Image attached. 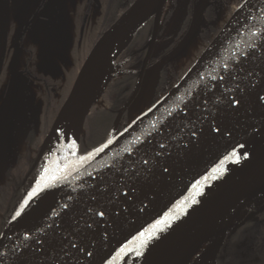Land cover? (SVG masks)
I'll return each instance as SVG.
<instances>
[{"label": "water", "instance_id": "1", "mask_svg": "<svg viewBox=\"0 0 264 264\" xmlns=\"http://www.w3.org/2000/svg\"><path fill=\"white\" fill-rule=\"evenodd\" d=\"M166 1L134 0L92 47L38 159L75 105L73 125L1 232L0 264H129L223 181L263 135L264 0H242L165 94L104 142L81 152L95 104L89 94L93 70L115 40L124 41L116 56L153 17L133 100L155 50ZM263 181L264 168L232 188L208 214L188 216L167 243L163 264H179L228 211L223 210L232 198Z\"/></svg>", "mask_w": 264, "mask_h": 264}, {"label": "rangeland", "instance_id": "2", "mask_svg": "<svg viewBox=\"0 0 264 264\" xmlns=\"http://www.w3.org/2000/svg\"><path fill=\"white\" fill-rule=\"evenodd\" d=\"M131 1L87 0L86 5L83 4L82 8L68 20L67 30L65 25L61 26L58 21H54L56 18L46 22L40 18V14L36 18L35 11L25 10L22 6L12 8L8 29L10 36L13 35L16 39L9 41L4 70L11 73L27 67L29 72L37 76L39 69L37 53L41 43L42 45L46 43L63 59L60 58L59 61L61 69L57 74L59 80L56 84L60 90L53 97L55 102L52 101L50 106L30 104L21 108L11 104L6 120L0 111V234L17 205L51 158L54 138L49 141L39 159L38 156L86 57L104 31L129 7ZM206 1L207 7L202 9L197 3L194 6V13L187 0H169L166 3L155 51L156 58L152 60L147 77L133 104L125 110L127 111L125 118L115 127L117 118L113 125V120H107L108 123L103 125L106 110L110 107L108 99L114 97L113 95H120L125 90L126 84L119 88L115 86L119 81L122 82L121 80L128 76L130 71L138 69L141 57L133 53L147 44L151 29L146 31L141 41L136 39L132 41L135 33L133 32L128 41L122 45L113 60L112 68L121 67L124 74L111 79L105 85L101 97L106 106L91 111L83 134L82 145L85 149L87 146H97L102 143L166 93L200 56L242 0ZM170 9L172 12L168 13ZM33 17L31 27L34 29L23 30V26ZM4 24L5 20L3 29ZM30 30L33 32L31 36ZM2 39L4 37H1L0 33V59L4 49ZM20 43L24 46L18 51L16 47ZM109 74H113L112 69ZM95 113L99 114L94 116ZM238 207L243 210L239 220L207 248V254L213 264L264 263V194L246 197L239 202ZM234 209L225 214L221 221L233 213ZM250 216H255L252 222L239 229ZM221 221L204 236L213 232ZM238 229L240 234H233ZM227 236L229 237L226 238ZM199 242L179 264H185Z\"/></svg>", "mask_w": 264, "mask_h": 264}, {"label": "flooded vegetation", "instance_id": "3", "mask_svg": "<svg viewBox=\"0 0 264 264\" xmlns=\"http://www.w3.org/2000/svg\"><path fill=\"white\" fill-rule=\"evenodd\" d=\"M168 1L169 0H167L166 3ZM18 2L20 3V5H18ZM187 2L191 6L190 8H192L191 11L193 13L195 9L194 6H196L197 3L200 4L202 9H205L208 5L206 0H187ZM86 3H87V0H19V1L18 0H0V30H1L0 33H1V37L2 36L4 37V39H2V41L4 42V49H3V53L0 59V106H1L0 111L5 116L4 120H6V115L9 113V110H10L9 106H11V104H13V106H19V108H21L22 106H28L30 104L31 106H44V105L50 106L49 104H52V101L55 102V98L53 99V97H55L57 92L60 90V87L56 83H58V80H59L57 78V74L59 73L61 69V65L59 61H60V58H62V56L59 53L53 51L49 46L46 45V43H44V45H42L41 43L40 45L41 48L39 47V52L37 53V58H39L38 67L40 69V71L38 69L37 76L29 72L27 67H24L21 69L19 68L11 73L10 72L7 73L4 70L6 67L5 64H6L7 54H8L9 41L16 39V38L15 39L13 38L14 37L13 35L10 36L9 29H8V26L10 23V17L12 13L11 12L12 8H16L17 6L19 7L22 6V7H25V10H32L33 12L35 11L36 18H37V15L40 14L41 15L40 18L46 22L53 18H56V20L54 21L56 22L58 21L61 24V26L65 25L64 27H66V30H67L68 25H69L68 20L72 18L73 14H75L77 10L82 8L83 4L86 5ZM165 5H164V8H165ZM170 10L171 11H169L168 13L172 12V9ZM164 15L165 13H162L161 24L163 23ZM33 19L34 17L30 19L29 23H26L23 26V30L29 29V28L30 29L32 28V30L34 29L33 27H31L33 25L32 24ZM4 20H5V24H4V29H3ZM153 22H154V18L152 17L149 21H147L146 24H144L139 29H137L134 33V37L132 41H134L135 39L136 41H138L137 39L141 41L143 37L145 36L146 31L149 29H151V32H152ZM1 23H2V26H1ZM161 29H162V26L160 28L159 36L161 33ZM151 32L149 36H151ZM29 35L30 36L33 35V32L31 30H30ZM62 35H64L63 32H62ZM159 36H158V39H159ZM158 39H157V42H158ZM23 46L24 44L20 43L16 47V50L19 51V49ZM144 47L145 46L139 48L137 51L133 53V55H140L141 57V64L139 65L138 69L130 71L128 76H126L123 80H121L122 82L119 81L118 84L115 86L116 88H119L121 85L126 84L125 90L120 95H117V96L113 95L114 97L112 98L109 97L110 99H108V102H110V107L108 108V110H106V116L104 117L103 125L108 123L107 120H113L112 122V125H113L115 119L118 116L119 111H122V115L120 118V122H121L125 118V115L127 112V111L125 112V110H127L128 107L133 104L135 98L140 92L142 85L144 83V80L147 77V71L151 67L152 60L156 58L155 51L157 48V43H156L155 50L152 54V57L149 61V64L144 72L139 92L137 93L136 97L132 100V96L139 82V73L142 67V62L147 53V49H144ZM20 72L24 74L22 76V79L17 77V75ZM28 99L30 100L29 104H28ZM129 103L130 105L127 107V109H125V107ZM98 114L99 113H95L94 116ZM90 116H91V112H90L89 117L87 118L86 125H87V122ZM49 133L47 134V136L49 135ZM82 142H83V138L81 141V152H86L96 146V145L91 146V147L87 146L85 149V147H83L82 145ZM254 217L255 216H250V218H246L245 220L246 222L239 229L250 224ZM239 229L233 234L235 235L240 234ZM228 237L229 236H227L226 238Z\"/></svg>", "mask_w": 264, "mask_h": 264}, {"label": "bare ground", "instance_id": "4", "mask_svg": "<svg viewBox=\"0 0 264 264\" xmlns=\"http://www.w3.org/2000/svg\"><path fill=\"white\" fill-rule=\"evenodd\" d=\"M129 38L126 39L128 41ZM125 41V42H126ZM123 39L119 37L114 43L103 53L99 62L90 78L89 94L91 100L95 99V104L92 106V111L97 108H104L106 106L105 101H102L101 94L105 85H107L111 79L118 78L124 74L121 67L112 68L115 51L118 46L123 43ZM112 69L113 74L110 75L109 71ZM109 79L107 80V78ZM75 105H73L67 113L63 116L57 128L56 135L54 137L52 155L51 158L57 155L63 140L68 135L71 126L74 122ZM264 168V133L263 135L249 148L244 154L237 165L226 176V178L217 184L212 190H210L204 197H202L192 208L178 216L171 223H169L164 229H162L150 242L135 256V258L129 264H163L164 251L167 243L173 236L179 225L194 212H199L203 215L208 214V209L218 202L225 194H227L232 188L242 183L243 181L251 178L257 172ZM264 194V181L248 186L243 189L241 193L236 195L226 205L223 210L228 213L232 208L234 212L228 215L224 221L222 217L219 221L220 225L213 231L204 236L197 247L193 250L191 256L186 260L185 264H213L211 257L207 254V248L218 240L223 233L230 229L232 225L236 223L241 217L243 210L238 207L240 201L251 195ZM223 214V213H222ZM221 214V215H222ZM220 215V216H221ZM218 221V222H219ZM216 224V223H215Z\"/></svg>", "mask_w": 264, "mask_h": 264}, {"label": "snow or ice", "instance_id": "5", "mask_svg": "<svg viewBox=\"0 0 264 264\" xmlns=\"http://www.w3.org/2000/svg\"><path fill=\"white\" fill-rule=\"evenodd\" d=\"M247 2V0H245V3ZM241 7H243V4L241 5ZM257 33H252V35H256ZM237 103H238V101H237ZM89 155H91V154H89ZM233 155H235V153H233ZM86 157H81V159H85ZM144 163H148V161H144ZM99 215H101V216H103L104 215V213L103 212H101V213H99ZM75 246V245H74ZM89 255H90V253H89Z\"/></svg>", "mask_w": 264, "mask_h": 264}, {"label": "trees", "instance_id": "6", "mask_svg": "<svg viewBox=\"0 0 264 264\" xmlns=\"http://www.w3.org/2000/svg\"><path fill=\"white\" fill-rule=\"evenodd\" d=\"M128 1H131V0H128ZM132 2H133V0L131 1V3H132ZM131 3H129V5H128V6H130V5H131ZM146 23H147V22H146ZM146 23H144V24H146ZM144 24H143V25H144ZM143 25H142V26H143ZM140 27H141V26H140ZM140 27H139V28H140ZM139 28H138V29H139ZM137 40H138V41H140L139 39H137Z\"/></svg>", "mask_w": 264, "mask_h": 264}]
</instances>
